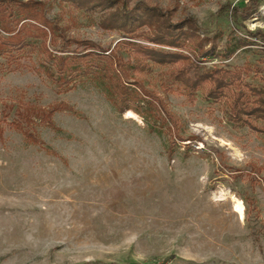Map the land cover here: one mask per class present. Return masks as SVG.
I'll return each instance as SVG.
<instances>
[{"label":"rangeland","instance_id":"obj_1","mask_svg":"<svg viewBox=\"0 0 264 264\" xmlns=\"http://www.w3.org/2000/svg\"><path fill=\"white\" fill-rule=\"evenodd\" d=\"M27 1L42 4L70 50L92 44L129 59L123 33L101 26L106 11L69 0L0 5ZM118 1L192 23L201 49H161L191 60L210 52L202 68L240 73L244 90L264 87V0L237 25L222 9L244 0ZM60 36L32 38L37 51L0 53V264H264V123H235L225 100L187 96L153 66L127 78L129 89L134 78L154 95L152 131L96 83L67 89L43 75L38 50Z\"/></svg>","mask_w":264,"mask_h":264},{"label":"trees","instance_id":"obj_2","mask_svg":"<svg viewBox=\"0 0 264 264\" xmlns=\"http://www.w3.org/2000/svg\"><path fill=\"white\" fill-rule=\"evenodd\" d=\"M69 1L75 7L88 11L95 8L106 11L101 26L106 30L123 33L122 45L129 48V59L124 61L122 53L104 50L92 44H87L85 51L70 50V42L63 38L60 29L49 23L41 14L42 4L33 1L14 2L6 7L0 5V53L11 55L13 52H22L27 47L31 49L32 46V49L37 51V48H34V41H31L32 38H47V35L54 38L56 35H61L62 43L58 46H54L55 39H53L52 49L44 44L38 50L45 60L41 67L43 75L54 85L67 89L76 87L77 81L82 78L96 83L119 113L129 111L135 113L152 131L155 125L151 121L155 119V115L146 98L154 95L144 90L134 78L132 85L136 89H129L128 79L130 75L139 76L149 73L153 66L166 69L170 82L179 85L187 96H192L197 91H205L207 99L211 101L225 100L228 104L229 116L235 123L252 128L255 127L250 121L264 123V87L252 88L244 85L247 89L244 90L238 85L235 86L237 81L241 82L240 73L232 74L221 68L213 70L202 68L200 59L208 57L210 52H202L199 60H191L183 53L161 49L184 50L187 45L201 49L199 46L201 44H193L196 35L190 21L178 25L169 24L166 17L156 9L137 12L128 9L126 3H120L118 0ZM256 2L244 0L239 6L229 5L222 10L226 12L230 9L229 18L234 25H237L239 15L244 19L255 13ZM143 28L147 29L149 35L137 34ZM140 37L154 47L132 42ZM232 53L230 52L229 55ZM155 101L156 112L166 116L161 102L157 99ZM173 137L181 141L178 132Z\"/></svg>","mask_w":264,"mask_h":264}]
</instances>
